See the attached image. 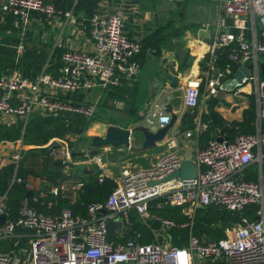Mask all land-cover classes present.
Here are the masks:
<instances>
[{"label":"built area","instance_id":"obj_1","mask_svg":"<svg viewBox=\"0 0 264 264\" xmlns=\"http://www.w3.org/2000/svg\"><path fill=\"white\" fill-rule=\"evenodd\" d=\"M129 1L99 0L90 13H84L78 10L79 0H0V21L7 22L11 15L12 24L25 30L44 16L50 20L61 19L64 23L60 24L59 35L69 24L86 33L93 44V51L64 50L56 71L47 70L48 62H45L32 77L25 76L18 65L23 44L15 46L16 64L0 75V115L20 118L23 127L34 112L47 116L67 112L89 119L104 93L125 80H134L140 66L137 55L143 43L139 37L125 33V8ZM218 2L221 29L209 44L210 62L217 48L234 42L236 45L229 57L238 65L253 61L249 75L242 81L249 78L255 81L256 131L237 133L231 140L209 138L191 159L196 166L194 176L176 175L165 179L184 159L176 150V135L166 141V150L159 152L148 166L126 165L111 174V190L105 198L89 201L84 214L75 213L68 205L57 212L34 207L33 202L44 203L41 199L48 193L57 194L65 179L49 180L45 175L31 172L20 174L22 150L26 145L23 132L17 140H2L5 144L19 143L9 163L0 162V167L14 166L9 183H22L32 193L22 197L15 218L9 217L7 193L0 194V214L7 213V219L0 224V241L13 240V244L0 246V264H23L22 256L30 264H202L217 261L221 264H264V128L261 126L264 74L258 66L261 58L264 61V0ZM206 71L204 76L189 78L183 86L184 105L194 107L198 104L202 81L203 91L215 96L218 89L223 88V79L232 73L229 66L220 70L216 77H209L210 71ZM260 74L263 75L261 79ZM42 87L66 91L97 87L99 91L93 99L75 100L45 92ZM165 103L160 98L146 102V124L158 127L169 121L170 112L165 110ZM207 127V121L198 120L182 133L198 138ZM53 141H56L54 146L51 145ZM30 146H47L53 160H62V163L73 160L72 147L64 137H53L43 145ZM92 158L99 168L103 167L99 154ZM252 165L258 166L255 178L245 174ZM104 177L98 174L100 182ZM50 203L48 201L47 205ZM211 204L241 212L250 206L252 212L251 216L242 215L233 225L226 226L225 236L206 239L191 231L184 245H175L169 242L168 228L187 225L188 221L177 223L153 211L165 206H181L185 214L192 215L196 207ZM133 219L148 229L149 241H141L144 235L133 228ZM109 220L119 223L107 240ZM154 222L158 226H154ZM129 232L132 234L128 235Z\"/></svg>","mask_w":264,"mask_h":264},{"label":"crops","instance_id":"obj_2","mask_svg":"<svg viewBox=\"0 0 264 264\" xmlns=\"http://www.w3.org/2000/svg\"><path fill=\"white\" fill-rule=\"evenodd\" d=\"M150 3L151 0H131L127 2L125 8L127 14V25L125 27V33L129 36L139 37L142 40V42H145L143 43L145 45H143L142 49L137 55V59L140 64L137 77L134 80H125L119 86H117L116 89L117 90L120 89V91H123L122 94H124L125 97L120 98L119 96H114L112 98H109L108 94L104 93L101 96L100 104L103 102L106 104V108L113 107L116 109L122 108L124 104L126 105L129 104L133 109L132 111L136 110L135 113H137V117L134 120L129 121L127 124L117 123L114 121L110 122L124 127H129L139 122L145 123L144 121V114L146 111L145 104L146 102H149L154 98H160L165 102H169L172 106V110L176 112L177 117L172 127L167 132L166 138L158 144L156 150H150V151L135 150L129 147H125L123 145H120L118 147L109 146V145L101 147L99 156L101 157V161L103 164L102 168H99L98 163L94 161L92 155L89 154V150L91 148L90 144L89 147H87V151H86L83 150V148L73 149L72 147L73 142H72L71 145L72 151L75 153L73 154V160L70 163H72V167L74 165L77 167L74 169H72L71 167L73 171H70V174H68L69 176L65 179L64 186L60 188V193L69 197L72 202L76 199L77 189L81 184L80 182H78L79 176L83 177L85 175H89L90 173L96 170H100L99 173L109 177L111 174L115 173L122 166H126V165L120 166L119 162H126V161L128 162L127 158L130 157L131 155L136 156L137 158L149 156L148 164H150L155 161L156 156L158 155L159 152L167 148L166 141H168L172 137H175L176 135H178V137L176 138L177 139L176 150H178V152L184 158H189V159L194 158L196 150L200 147H203L207 142V141L203 142L200 145L199 144L200 135L198 138L186 137L183 135L182 132H184L187 128H192L195 122H197L198 120L206 121L202 117V113L204 111H207L206 99L209 96L204 91H202L198 104L194 107H188L183 103L182 92H183V86L186 84L188 79L193 76L196 75L204 76L205 73L207 72L206 70H209L210 71L208 73L209 77H213L211 71L213 67H216L214 63V59L217 57V54L215 53L212 56V63L210 62V60L206 62L207 65L206 68L202 67L200 61L203 59L204 55L208 52L207 50L210 42L212 41L214 36L218 33V31L221 29L219 28L218 25V13L214 15V18L210 23H207L206 25L201 24L199 27H195V28L185 29L182 35L174 33V35H172L168 40L167 36L165 35V31H162L159 24L157 25L155 24V22L157 21L156 20L151 21V12L149 11ZM78 10L80 12L83 11L84 13H86L85 10L81 7H78ZM42 19L43 20L39 22L45 24L44 27H47V29L45 30L46 35L50 38L52 37L51 40L53 41L51 44L52 51L56 47L62 48L64 50L68 48H78L87 51H93V44L86 33L78 31L76 28L68 24L64 26L62 30V34L60 33L59 35V32L61 30L60 24L61 23L63 24L64 21L55 18L50 20V18L46 16H44ZM227 21L230 22L231 19L228 18ZM13 26L16 28L14 24ZM15 28L10 27L8 29L6 28V30L12 31V30H16ZM54 28H59L58 34H54L52 32ZM231 31L233 30L231 29ZM183 40L184 43L182 44V47L179 48V43L183 42ZM12 45L15 46V44ZM184 47L188 48L189 51H187V53L185 52L186 50ZM187 55L192 57L189 65L184 68H180V64L188 61L186 58ZM218 56L220 57V54H218ZM48 61L49 59L46 58V62ZM167 70H171L176 73V76L178 78L177 87H171L168 81L165 78H163L164 72ZM159 79H163V83L161 86L162 88L159 90L157 96L155 97L152 96V92L154 91L155 82H157ZM260 79H261V74H260ZM129 88H131V90H133L134 88L136 89L134 97H127L128 96L126 95L128 94L127 89ZM254 89H255V81L252 78L242 81L238 86L232 89H225V88L218 89L217 94L215 96H212L213 100H216V105L213 109L218 110L222 114V116L225 119H227L231 125H233L232 120L242 119L243 110L247 109L246 107L248 104L247 96L250 93H252L254 100L253 122L255 129L253 132H255L256 102H255ZM42 90L48 93H56L61 97H68L75 100H90L98 95L99 88L91 87L87 89L66 91L61 89L42 87ZM107 98L112 99V101L115 102V105L107 103L108 100ZM15 101L18 100L16 99ZM97 112L98 109L96 110V113ZM184 112H189L191 117L190 120L187 121L188 123H186V127L181 129L180 125L182 121V115ZM35 113L37 112H34L33 114ZM43 116H47V115H43ZM17 119L21 120L18 117H12L9 115L8 116L0 115V124H5V125L13 124L14 120ZM90 120L91 119H88L87 122H89ZM190 121L191 123H193V125L191 126L189 125ZM91 122L92 120L89 123ZM90 127H93L92 124L90 125ZM98 127L99 124L97 125V128ZM232 129L230 130L227 129L224 132V135L227 136V139L229 140L233 139V137L236 135L234 134L231 137H228L229 136L228 132L231 131ZM72 130L76 133L81 132V131H77V129L75 128H73ZM217 132H218V128L215 126L213 129H211L209 138H211V136L212 137L216 136ZM134 133L132 138V144L139 145L143 139V137H141L142 134L139 136ZM134 137L136 138V140H134ZM30 144L41 145L35 143H26L25 148H23V150L30 148L31 147ZM17 147H19V143L5 144L4 142L1 141L0 162H2L3 164H8L10 161L11 153L16 151ZM133 166H138V164ZM67 170H68L67 168H63V169L61 168V171L66 174L67 172H69ZM256 171H258V166L255 167V165H252L248 168L247 171H245V174L250 178L251 177L255 178L257 174ZM44 185L46 187L48 186L47 184ZM22 262L23 264H30L28 260H24V256H22ZM202 264H221V261H217L215 263L207 262Z\"/></svg>","mask_w":264,"mask_h":264},{"label":"trees","instance_id":"obj_3","mask_svg":"<svg viewBox=\"0 0 264 264\" xmlns=\"http://www.w3.org/2000/svg\"><path fill=\"white\" fill-rule=\"evenodd\" d=\"M99 0H79L78 7L85 10L86 13H90ZM13 27L12 16L9 15L7 22L0 21V28L6 30V28ZM16 29V28H15ZM233 31H237L233 29ZM145 43V42H142ZM13 40L1 39L0 40V75L16 64L17 48L12 45ZM145 45V44H143ZM236 43L221 46L216 49L215 53L217 57L214 59L216 67L221 70H225L227 66L230 67V71L233 72L238 63L233 61L229 57V52L235 47ZM143 47V46H142ZM64 51L62 48H54L52 57L47 63V70L56 71L61 64L60 56ZM220 54V57L218 56ZM46 50L41 47L26 48L22 54L18 65L22 68V73L25 76L32 77L36 72L40 71L44 63L46 62ZM187 62L180 64V68H184L189 65L192 57L186 56ZM211 55L207 52L203 59L200 61L202 67L206 68V62L209 61ZM263 78V75H261ZM109 90L106 92L109 98L119 96L125 97L120 89ZM133 89V88H132ZM115 90V91H114ZM127 97H134L136 89H127ZM204 90V82L200 84V92ZM106 94V95H107ZM108 99V98H107ZM216 100H213L212 96L206 99L207 111L202 113V117L208 122L207 129L200 134L199 144L206 142L210 137V131L216 126V118L208 113L210 108H214ZM190 113L184 112L182 115V121L180 128L186 127L187 121L190 120ZM254 113L251 110L244 109L242 113V119L232 120L234 128L229 131V136L242 132H253L254 129ZM87 123V119L82 115H74L71 113H63L57 115L43 116L40 114H33L23 127L22 120L14 122L13 124L5 125L0 124V142L4 139L15 140L23 135L27 136L30 143L41 144L46 142L50 137L56 135H65L66 132L73 128L84 127ZM190 126L193 125L191 121ZM262 128H264V119L261 122ZM212 137V136H211ZM214 137V136H213ZM72 145V141L69 142ZM264 166V164H263ZM14 166L9 164L0 167V194L7 193V204L10 218H15L19 213V207L22 197L26 194V189L22 183H9L13 174ZM25 172H31L33 174H41L48 177L49 180L66 179L69 175L61 171V167L52 160V157L48 153L47 146H33L22 151V158L20 161V174ZM100 170H96L89 175L79 176L78 182L80 186L77 189V197L72 202L69 197L60 193L57 194L48 193L47 196L41 200L44 203L33 202L34 207L38 210L46 212H57L63 206L72 207L75 213L84 214L86 211V205L89 201L99 200L105 198L107 193L112 188V180L109 177H104L103 181L98 180V174ZM247 176V175H246ZM248 177V176H247ZM48 201H51L50 205ZM181 206H165L163 208H154L153 211L157 214L166 216L173 219L177 223L188 221L187 225L171 226L167 230L169 242L175 245H184L187 242L189 232H193L199 237L206 239H217L225 236V227L231 222H237L242 215L251 216L252 208L246 207L242 212L239 210H231L224 206L211 204L207 206H199L194 209L192 215L185 214L180 208ZM154 226H158L157 222L153 223ZM132 226L134 229L141 231L144 237L141 241H149L151 235H149L148 229L139 221L133 219ZM129 232L128 235H131ZM13 244V240L6 242L0 241V246L4 244Z\"/></svg>","mask_w":264,"mask_h":264},{"label":"rangeland","instance_id":"obj_4","mask_svg":"<svg viewBox=\"0 0 264 264\" xmlns=\"http://www.w3.org/2000/svg\"><path fill=\"white\" fill-rule=\"evenodd\" d=\"M149 11L151 12V21H157L155 22V24L160 25V28L162 29V31H165V35L169 40V38L174 35V33L182 35L185 29L195 28L199 27L201 24L206 25L207 23H210L213 20L214 15L219 12V2L218 0H182L181 2H174L168 0H151ZM44 25L45 24H42L41 22H32L25 30L16 27V30L12 31L3 30L2 28H0V40H13L15 46L19 45L20 43L23 44V53L25 52L27 47H41L46 50V58L50 59L53 54L51 45L53 41H51L52 37L50 38L46 35L45 30L47 29V27H44ZM52 32L54 34H58L59 28H54ZM183 43L184 40L183 42L179 43V48L182 47ZM185 50L186 53L187 51H189L188 48H185ZM247 98L248 104L246 107L248 110H251L254 113L253 94L250 93ZM99 104L97 108L98 112H95V114L91 116L92 118H89L92 120V122L89 123L91 121L90 120L89 122L84 124V127H81V132L76 133L71 129L70 131L66 132V136L56 135L55 137H64L68 140V142L72 141L73 149L83 148V150L87 151V147H89L90 136L97 132L96 129L98 124H109L111 121L127 124L129 121H132L137 117V113H135L136 110L132 111L133 109L129 104H124L123 107L120 109H116L113 107L106 108V104L103 102L100 105ZM74 115L76 116L78 114H73V116ZM18 120L19 119L14 120V122H18ZM91 124L93 127H90ZM134 134L140 136L142 133L140 131H135ZM141 137L143 136L141 135ZM51 138L53 137H50L48 140H50ZM134 140H136L135 137ZM46 142L41 143V145ZM23 143H30L26 135H23ZM148 158L149 156L137 158L136 156L131 155L127 158L128 162L130 163H128L127 161L119 162V165H129L131 167H145L149 165ZM137 164L138 166H133ZM59 166L62 169L67 168V171H69L67 172V174H70V171H73L72 169L77 167L75 165L72 167V163L70 162L59 164ZM233 223L235 222H231L227 226L233 225Z\"/></svg>","mask_w":264,"mask_h":264},{"label":"water","instance_id":"obj_5","mask_svg":"<svg viewBox=\"0 0 264 264\" xmlns=\"http://www.w3.org/2000/svg\"><path fill=\"white\" fill-rule=\"evenodd\" d=\"M253 66V61H248L246 64H240L236 67V69L231 73L230 76H227L222 81V86L225 89H232L238 86L241 82L243 77H247L250 73V69ZM258 66L260 68V72L264 74V61L261 58L258 62ZM221 69L219 67H214L212 69L213 77H216L217 73ZM163 78H165L171 87L178 86V78L176 73L167 70L164 72ZM163 79H159L154 84V91L152 92V96H156L159 90L162 88ZM107 103L114 104L115 102L112 99H108ZM117 106V104H116ZM122 106V105H121ZM165 110L170 112V119L168 122L164 123L162 126L152 127L148 124L139 122L129 127H124L115 123L104 124L101 123L97 128V132L90 136V150L89 154L96 155L100 153V148L106 145L118 147L123 145L125 147H129L135 150H155L158 147V144L162 142L166 138L167 132L172 127L177 114L172 110V106L169 102L165 103ZM208 113L213 115L216 118V127L218 128V132L216 138L218 140L227 139V136L224 135V132L228 129H232L233 125L225 119L222 114L213 108L208 110ZM77 131H81V127L76 128ZM135 131H140L142 133L143 139L139 145L132 144L133 133ZM56 144V141L52 142V146ZM73 154L75 152H72ZM56 164H61L62 160H56ZM196 166L193 160L189 158H184L180 166L170 172L165 179L171 178L173 176L179 175L182 177H192L195 175ZM32 190H26V194L30 195ZM257 218V217H256ZM7 219V213L0 214V224L5 222ZM119 223L116 220H109L107 223L108 230L106 239L110 240L112 235L115 233V227Z\"/></svg>","mask_w":264,"mask_h":264}]
</instances>
